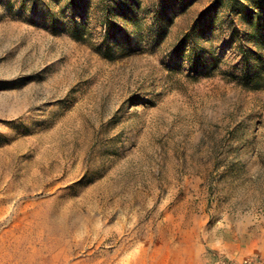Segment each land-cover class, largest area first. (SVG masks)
<instances>
[{"label":"rangeland","instance_id":"obj_1","mask_svg":"<svg viewBox=\"0 0 264 264\" xmlns=\"http://www.w3.org/2000/svg\"><path fill=\"white\" fill-rule=\"evenodd\" d=\"M117 1L108 53L99 0H0V264H264V89L170 52L217 12L234 71L228 11Z\"/></svg>","mask_w":264,"mask_h":264},{"label":"trees","instance_id":"obj_2","mask_svg":"<svg viewBox=\"0 0 264 264\" xmlns=\"http://www.w3.org/2000/svg\"><path fill=\"white\" fill-rule=\"evenodd\" d=\"M99 1L101 4L103 23L108 27L107 33L104 34L105 49L110 53L107 44L108 30L112 24L110 17L114 9H116V6L118 7V1ZM110 1L113 2L111 3ZM215 3H220L228 11L226 17L229 18L228 27L231 28L230 38L235 42V47L239 55L238 64L233 67L234 71L223 70L220 67V57L215 55L211 49L204 48L199 43L201 38L205 37L206 30L211 33V30L214 29V24L219 17L217 12L215 15L210 16L206 27L202 26L203 22L199 19L190 24L174 41L170 52L174 56L182 58L187 67L191 71H194L195 74L203 73L204 75H213L219 72L244 88L264 89V0H215ZM160 8L161 5L159 8L153 9L150 21V30L158 40L166 34L168 26L167 20H164ZM47 13L52 16L50 9L47 10ZM123 13V10H121L118 14ZM232 16L238 17L243 23L244 28L242 33L232 26ZM70 32L77 39H83V35L85 34L83 25L76 22L70 27ZM140 34L141 32L135 31L137 37ZM205 39H210L207 37V34ZM247 44H250L251 47H247Z\"/></svg>","mask_w":264,"mask_h":264},{"label":"built area","instance_id":"obj_3","mask_svg":"<svg viewBox=\"0 0 264 264\" xmlns=\"http://www.w3.org/2000/svg\"><path fill=\"white\" fill-rule=\"evenodd\" d=\"M242 263L243 264H251V260L250 259H244Z\"/></svg>","mask_w":264,"mask_h":264}]
</instances>
